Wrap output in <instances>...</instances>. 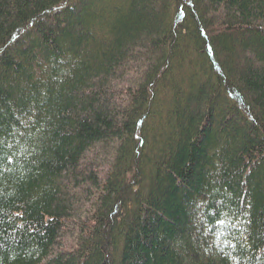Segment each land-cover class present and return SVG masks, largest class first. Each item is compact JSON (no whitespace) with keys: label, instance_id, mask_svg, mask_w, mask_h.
<instances>
[{"label":"trees","instance_id":"16d2710c","mask_svg":"<svg viewBox=\"0 0 264 264\" xmlns=\"http://www.w3.org/2000/svg\"><path fill=\"white\" fill-rule=\"evenodd\" d=\"M0 264H264V0H0Z\"/></svg>","mask_w":264,"mask_h":264}]
</instances>
